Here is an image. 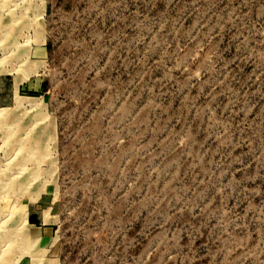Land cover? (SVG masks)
<instances>
[{
  "label": "rangeland",
  "instance_id": "374dc122",
  "mask_svg": "<svg viewBox=\"0 0 264 264\" xmlns=\"http://www.w3.org/2000/svg\"><path fill=\"white\" fill-rule=\"evenodd\" d=\"M0 264H264V0H0Z\"/></svg>",
  "mask_w": 264,
  "mask_h": 264
}]
</instances>
